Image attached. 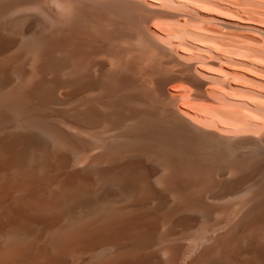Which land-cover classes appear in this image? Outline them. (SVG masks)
<instances>
[{
	"label": "bare ground",
	"instance_id": "6f19581e",
	"mask_svg": "<svg viewBox=\"0 0 264 264\" xmlns=\"http://www.w3.org/2000/svg\"><path fill=\"white\" fill-rule=\"evenodd\" d=\"M148 4L0 0V264H264V104L212 107Z\"/></svg>",
	"mask_w": 264,
	"mask_h": 264
},
{
	"label": "rangeland",
	"instance_id": "374dc122",
	"mask_svg": "<svg viewBox=\"0 0 264 264\" xmlns=\"http://www.w3.org/2000/svg\"><path fill=\"white\" fill-rule=\"evenodd\" d=\"M146 1L152 9L160 11L149 20L153 30L161 35L159 42L177 47L176 53L182 60L193 64L197 75L207 80L212 107L235 110L240 109L241 101L264 104V0ZM168 35L172 36L163 38ZM214 53L221 57L214 58Z\"/></svg>",
	"mask_w": 264,
	"mask_h": 264
}]
</instances>
